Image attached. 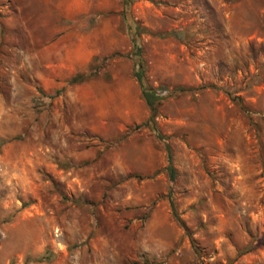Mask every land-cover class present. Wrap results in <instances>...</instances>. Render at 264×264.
I'll list each match as a JSON object with an SVG mask.
<instances>
[{
  "label": "rangeland",
  "instance_id": "obj_1",
  "mask_svg": "<svg viewBox=\"0 0 264 264\" xmlns=\"http://www.w3.org/2000/svg\"><path fill=\"white\" fill-rule=\"evenodd\" d=\"M0 264H264V0H0Z\"/></svg>",
  "mask_w": 264,
  "mask_h": 264
},
{
  "label": "trees",
  "instance_id": "obj_2",
  "mask_svg": "<svg viewBox=\"0 0 264 264\" xmlns=\"http://www.w3.org/2000/svg\"><path fill=\"white\" fill-rule=\"evenodd\" d=\"M134 63L136 65L135 77H136V79L139 82H141L142 81V76H143V69L141 67V60H140V58L138 57L137 60H134ZM79 80H82V76L81 75H77V76H75V77H73L71 79V81H74V82L79 81ZM143 94H144L145 101H146V103L148 104V106L150 107V110H151V116L148 119L149 123L151 124L152 123V120H153L152 119L153 118V115L152 114L154 113V107H153L154 99L152 98L151 93L149 91H144ZM160 137H162V136H160ZM165 149H166V152H167V159H168L167 170H168V173H169L170 177L173 178V176H174V167L172 165L171 149H170V147H169V145H168L167 142H165ZM170 203H171V206H172V210H173L174 216L176 217L177 220L180 221L177 213L174 210V204H173V201H172L171 197H170ZM182 226L187 231V228L185 227V225L182 224ZM41 258H43V257L41 256L40 257V260H41Z\"/></svg>",
  "mask_w": 264,
  "mask_h": 264
}]
</instances>
